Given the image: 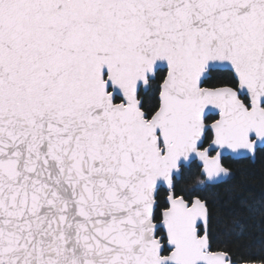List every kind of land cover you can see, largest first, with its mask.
I'll list each match as a JSON object with an SVG mask.
<instances>
[{"label":"snow or ice","instance_id":"6c2138e0","mask_svg":"<svg viewBox=\"0 0 264 264\" xmlns=\"http://www.w3.org/2000/svg\"><path fill=\"white\" fill-rule=\"evenodd\" d=\"M258 157L264 0H0V264H264Z\"/></svg>","mask_w":264,"mask_h":264},{"label":"trees","instance_id":"16d2710c","mask_svg":"<svg viewBox=\"0 0 264 264\" xmlns=\"http://www.w3.org/2000/svg\"><path fill=\"white\" fill-rule=\"evenodd\" d=\"M247 171L246 187L247 193L254 199L264 198V158L258 157L254 162L248 163L244 162L242 165ZM227 193L224 189H220L217 192V207L220 216L225 222L229 219L233 212V206L227 202ZM259 223V217L255 221ZM250 252L260 255V233L258 229L256 230V235L252 238V246L249 249Z\"/></svg>","mask_w":264,"mask_h":264}]
</instances>
